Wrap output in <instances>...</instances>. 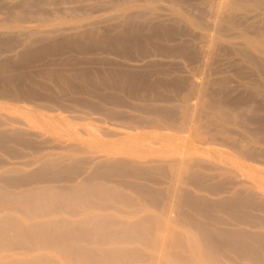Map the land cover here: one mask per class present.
Returning a JSON list of instances; mask_svg holds the SVG:
<instances>
[{
    "label": "rangeland",
    "instance_id": "obj_1",
    "mask_svg": "<svg viewBox=\"0 0 264 264\" xmlns=\"http://www.w3.org/2000/svg\"><path fill=\"white\" fill-rule=\"evenodd\" d=\"M25 1L0 0V130H24L36 147L11 144L19 156L0 149V173L67 155L91 159L88 166L109 156L174 157L163 162L160 188L171 171L176 190L216 202L252 189L264 208V0H33L29 8ZM19 78L34 97L6 95H15ZM16 116L22 121L11 123ZM248 149L257 155L246 157ZM195 160L205 184L227 182L222 191L176 177ZM217 214L223 227L259 229ZM164 219L158 236L178 233L192 249L195 230ZM26 253L15 245L0 250L61 261L49 247Z\"/></svg>",
    "mask_w": 264,
    "mask_h": 264
},
{
    "label": "bare ground",
    "instance_id": "obj_2",
    "mask_svg": "<svg viewBox=\"0 0 264 264\" xmlns=\"http://www.w3.org/2000/svg\"><path fill=\"white\" fill-rule=\"evenodd\" d=\"M34 2L25 1L22 6L37 5ZM46 47L27 50L21 56L26 59ZM22 82V78L17 79L16 96L10 90L6 95L13 99L34 97ZM16 117L11 123L22 121ZM2 118L0 126L4 125ZM14 129H10L11 133L0 130V149L19 156L14 145L36 147L24 130ZM244 155L252 159L257 153L248 149ZM175 160L172 157L135 163L109 156L88 166L91 159L67 155L45 158L28 171L12 167L1 172L0 250L15 245L28 254L49 247L59 252L62 262L45 255H0V264H223L222 256L230 264H264V215L255 216L249 210L256 207L264 211L263 206L257 207L254 190L236 189L216 202L205 200L184 188L176 190L171 171L166 186L160 188L161 177L168 175L163 162ZM32 163L27 160L22 164ZM200 165L196 160L185 164L187 170L182 178L181 174L176 177L211 193L222 191L227 182L205 184L204 175L194 169ZM218 211L226 213L235 224L259 229L223 227L226 222ZM120 213L128 218L141 215L122 219ZM164 218L167 223L170 218L173 223L195 230L192 249L186 247L190 241L178 233L171 238L158 236L160 224H166Z\"/></svg>",
    "mask_w": 264,
    "mask_h": 264
}]
</instances>
